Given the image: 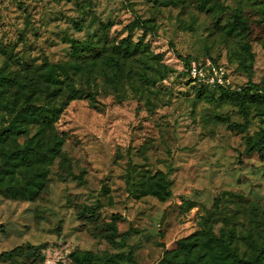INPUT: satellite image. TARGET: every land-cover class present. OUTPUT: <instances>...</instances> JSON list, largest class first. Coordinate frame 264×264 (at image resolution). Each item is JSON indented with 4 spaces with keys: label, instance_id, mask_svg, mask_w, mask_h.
Instances as JSON below:
<instances>
[{
    "label": "rangeland",
    "instance_id": "rangeland-1",
    "mask_svg": "<svg viewBox=\"0 0 264 264\" xmlns=\"http://www.w3.org/2000/svg\"><path fill=\"white\" fill-rule=\"evenodd\" d=\"M234 11L250 36L233 26ZM137 19L152 30L130 35ZM127 38L139 47L124 54L122 72L93 66L88 51L70 68L71 41L102 54L124 49ZM204 59L224 67L233 87L253 81L264 90V0H0V74L36 71L42 92L33 109L48 103L47 65L64 64L69 75L38 168H3L0 155V254L37 253L0 264H73L75 251L90 252L92 264H160L178 241L203 243L208 229L234 235L245 257L254 243L264 247V159L246 152L264 128V100L241 106L201 89L183 70ZM68 84L82 97L63 106ZM4 102L0 130L14 119ZM27 127L21 144L40 139L36 124ZM56 135L65 143L54 156ZM163 178L166 201L154 194ZM85 206H99L106 223L119 217L114 243L80 218Z\"/></svg>",
    "mask_w": 264,
    "mask_h": 264
},
{
    "label": "trees",
    "instance_id": "trees-1",
    "mask_svg": "<svg viewBox=\"0 0 264 264\" xmlns=\"http://www.w3.org/2000/svg\"><path fill=\"white\" fill-rule=\"evenodd\" d=\"M233 26L250 36V27L247 25L246 20L241 15L237 14L236 11H234ZM136 29L142 30L144 34H147L148 30H152L148 25V21L142 19H137L129 25L128 31L130 35ZM121 43L125 45L124 49H121L119 46L108 51L110 53L102 51L103 53L101 54L96 51V48H92V43H81L73 40L71 41V52L76 63L74 67L71 66L70 68L76 70L81 68L84 54L88 51L89 54H92L90 58L93 66H97V63L100 62L104 66L122 72L123 65L121 64V60L128 59L124 58L125 55L127 57L134 54L139 44H134L131 38H127ZM190 62L187 63L186 67ZM214 64L218 65V63ZM47 66L45 72L41 75V81H45L47 84L45 94L48 103L39 105V109H33L34 101L39 102L40 93L42 92L41 88L37 85L39 78L35 77L36 71L33 72V69L30 70L26 68V74L22 76L19 74L11 75L5 71L0 74V102L5 101L4 107L9 110L11 104L13 111H10L14 117L8 127L0 130V155L3 157V160H5L2 161L3 168L6 167L15 171L38 168L36 167V157L41 156L38 150L43 149L42 141L45 130L50 129L53 131L54 123L59 119L61 109H57L60 107L58 106V99L64 94L62 86L65 83L61 78L63 76L67 79L69 78L67 66L64 64H52ZM90 66L92 67V65ZM35 70L39 71L40 69L37 68ZM12 89L16 91L17 96L13 101L7 100L5 94ZM201 89L209 91L212 95L213 93H219L223 98L233 99L241 106L248 100H252L256 103L264 100V90L260 89L253 81H249L246 85L240 87V91L232 90L231 88L209 89L205 86H201ZM68 92V100L63 103V106H66L69 101L82 97V94L79 93L74 85L68 84ZM31 124H36L38 126L40 139L35 141L33 138H26V141L21 144L19 139L20 134L26 133L27 128H29L27 126ZM64 143L65 139L63 136H55V143L51 149L54 156L59 154L58 151ZM246 152L248 154L256 153L264 159V128L260 130L255 138L250 140ZM14 174L15 172L11 175L13 176ZM41 188L42 185H40V189ZM158 188V190L154 191V194L160 200L166 201L172 197L170 183L166 178H163L162 184H158ZM10 193L14 197L20 194L15 188L10 189ZM29 193L32 195L31 198H33L38 192L29 190ZM20 196L26 198V196ZM98 210L99 206H85L80 211L79 216L82 220L93 225L94 229L104 234L103 237L108 239L111 243H114V236L118 231L116 222L119 220V217H114L112 223H106L103 221ZM202 238L203 243H200L199 240L192 242L194 239L193 237L178 241L176 243V248L166 251L160 264H264V247H261L257 243L252 245L254 251L253 255L245 257L241 255L239 249L236 248L234 235L231 237L225 234L216 235L213 229H208L202 233ZM36 255V251L28 247L25 251L20 249L12 252H4L0 254V258L8 261L9 259H16L18 256L31 258L37 257ZM70 259L73 264H92L93 255L88 251H75L71 253Z\"/></svg>",
    "mask_w": 264,
    "mask_h": 264
},
{
    "label": "built area",
    "instance_id": "built-area-1",
    "mask_svg": "<svg viewBox=\"0 0 264 264\" xmlns=\"http://www.w3.org/2000/svg\"><path fill=\"white\" fill-rule=\"evenodd\" d=\"M183 72L200 86L210 89L231 88L240 91V88L233 87L225 68L208 59L190 62Z\"/></svg>",
    "mask_w": 264,
    "mask_h": 264
}]
</instances>
